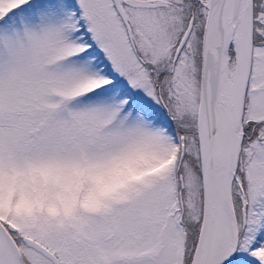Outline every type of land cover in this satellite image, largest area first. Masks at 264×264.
Listing matches in <instances>:
<instances>
[{
    "label": "snow or ice",
    "instance_id": "6c2138e0",
    "mask_svg": "<svg viewBox=\"0 0 264 264\" xmlns=\"http://www.w3.org/2000/svg\"><path fill=\"white\" fill-rule=\"evenodd\" d=\"M0 264H264V0H0Z\"/></svg>",
    "mask_w": 264,
    "mask_h": 264
}]
</instances>
